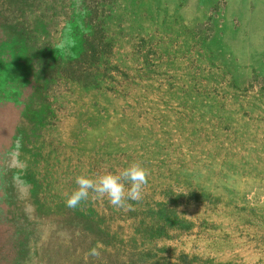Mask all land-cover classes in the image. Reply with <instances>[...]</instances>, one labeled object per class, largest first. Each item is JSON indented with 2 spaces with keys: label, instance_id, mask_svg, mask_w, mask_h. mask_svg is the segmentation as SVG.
Segmentation results:
<instances>
[{
  "label": "rangeland",
  "instance_id": "374dc122",
  "mask_svg": "<svg viewBox=\"0 0 264 264\" xmlns=\"http://www.w3.org/2000/svg\"><path fill=\"white\" fill-rule=\"evenodd\" d=\"M19 30L26 34L30 30L28 44L19 39ZM64 30H95L99 37L103 30L112 34L110 49L105 41L96 47L107 51L109 62L117 66L107 72L111 79L106 77L105 82L120 96L129 91L122 87L125 81L129 88L136 82L152 81L172 86L164 96L167 102L174 101L178 93L175 86H181L191 98L203 94L202 88L210 89L217 101L226 102L222 111L210 114L223 112L222 116L230 117L212 127L219 137L212 136L195 147L201 149L200 155L209 153L220 169L209 189L221 199L231 198L235 205L225 210L220 204L206 208L202 202L188 206L178 202L176 212L193 223L186 233L172 237L138 235L131 240L132 248L125 240L120 249L98 244L83 250L84 245L70 231V218L74 216L44 213L42 202L58 212L73 210L66 200L77 188L76 177L95 179L108 172L104 164H99L100 159L94 162L97 148L102 151L107 141V127L110 132L113 129L112 142L124 146L125 140L116 132L120 127L117 122L91 117L86 106L88 97H83L85 102H76L75 90L53 79V67L40 96L49 97L56 116L46 132L33 136L32 143L25 138L24 143L26 149L33 148L39 154L50 147L51 160L66 157L64 150L70 154L71 149L72 165L80 162L78 172L74 180L66 176L72 175L69 173H60L51 181L44 179L43 188L40 169L27 165L25 161L31 157L24 149L21 165L15 152L8 151L10 144L6 146L0 140V264H144L163 255H168L169 264H179L180 252L192 255L191 264H264V0H0V139L11 127L31 128V122H20L13 116V99L20 98L21 93L29 100L22 90L30 77L37 75L33 71L35 51L64 44ZM160 92L155 97L163 94V90ZM21 101L26 102L23 98ZM102 106L99 101L98 107ZM190 111L195 113L194 109ZM74 119L80 121L75 124ZM186 123L188 129L198 130L192 132L197 136L200 124L192 119ZM43 136L46 139L41 143ZM47 138L56 142L47 144ZM177 145L184 151L179 141ZM213 145L217 150L211 148ZM115 149L119 148L110 150ZM77 152H81L79 157L75 156ZM224 157L248 163L239 170L222 164ZM159 187L157 184L151 192L143 186L144 195L152 194L146 198L152 206L165 198ZM144 195L127 201V207L115 206L111 221L124 222L122 210L145 204ZM104 201L109 202L107 195L90 191L78 208L84 203L100 209ZM104 210L109 212L107 207ZM145 210L147 205L142 207Z\"/></svg>",
  "mask_w": 264,
  "mask_h": 264
},
{
  "label": "trees",
  "instance_id": "16d2710c",
  "mask_svg": "<svg viewBox=\"0 0 264 264\" xmlns=\"http://www.w3.org/2000/svg\"><path fill=\"white\" fill-rule=\"evenodd\" d=\"M19 32H21L19 39L28 44L30 42V30L27 34L23 30H19ZM97 33L98 31L95 30H64V44L55 47L56 49L35 51L36 59L33 71L37 75L30 77V80L23 85L22 90L29 96V100H26L21 93V97L18 98L19 101L17 98L13 99L15 102L14 110L16 111L13 116L20 122H31L32 126L30 129L11 127L7 130V135L1 137L0 140L5 142L1 144H6V146L10 144L8 151L10 153L15 152L13 154L21 165L24 163L21 161V151L24 149L27 156L31 157L30 160L25 161L27 165L31 166L33 170L34 167L40 169V171L37 170L42 176L40 182L43 183V188L46 183L44 179L51 181L55 177H59L60 173L72 174L66 176L74 180L75 173L78 172L77 164L80 162L77 160V164L72 165L73 151L71 149L70 154L64 150L66 157L59 158L57 156L51 160L49 152L52 149L50 147L39 154L40 152H34L33 148L26 149L27 144L24 143L25 138L29 140V143H32L30 139L33 136L39 135L44 130L46 132L48 125L52 124V119L56 116L53 102L48 99V96H40V92L46 86V81L51 76L49 71L54 67L53 79L63 82L64 85L75 90L76 102H85L83 97H88L86 106L90 108L88 113H91L94 120L101 117L105 123L115 121L120 126L116 132H119L118 136L125 140L124 146L112 142L114 132L113 129L110 132V127H107V141L103 146L109 149L103 150V148L101 151L97 148L99 155L94 156V162L99 163L100 159L102 163L99 164H104L108 172L117 169L122 171L133 162L141 164L147 171V183L144 186L153 192L158 184L160 194L165 198L160 202H154V206H152L153 204H149L146 200L147 197L150 199L152 194L144 195L143 192L146 203L136 207L129 206L126 212L122 210V214H124L122 221L124 220V222L121 224L111 221L115 206L109 205L108 201H104L100 209L81 203L82 208L77 206L69 212H58L49 207V204H44L43 201L42 211L48 214L66 213V215H73L74 217L70 218L69 223L71 234L74 233L75 238L84 245L83 250H90L98 244L120 249L125 240H128V244L132 248L131 240L134 241L139 236L143 238L149 235L172 237L186 233L193 223L180 217L179 213L176 212L175 205L178 202H181L183 206L202 202L206 208L217 207L220 204L223 209L229 210V206L235 205L231 198L221 199L209 189L211 183H216V177L220 173V169L216 168V161L211 160L209 153L205 151L200 155L201 149L195 147L200 142L204 143L210 140L212 136L219 137L212 127L218 126L221 121L230 120V117L222 116L223 112L218 116L215 113L216 116L210 114L213 110L218 112L221 109L222 111L226 102L217 101L215 95L210 93L212 90L205 88H202L203 94H195L191 98L189 92H186L187 95L183 93L184 90L181 89V86H175L178 93H176L174 101L167 102L164 96L172 86L154 84L152 81L140 85L136 82L131 88L125 81L122 87L129 89V91L125 90L126 92L120 96L111 91V87L106 86L107 83L105 82L106 77L111 79L107 72L116 70L117 66L109 62L107 51L96 47L98 42L103 43L105 41L108 49H110L112 34H105L103 30L99 37ZM120 73L124 75L123 72ZM137 77L141 76L138 75ZM162 90L163 94L155 97ZM22 98L26 102H22ZM99 101H102V107H98ZM216 103L218 106L215 107ZM192 109L195 110V113L190 111ZM79 115L77 113L76 117L78 118ZM204 116L208 118H204ZM198 118L200 120H197ZM16 119L14 118L15 121ZM75 119L74 123L77 124L80 120ZM191 119L194 120V124H200L201 134L198 132L197 136H193V130H198L196 128L188 129L186 122ZM194 124L192 125L194 126ZM184 132L187 134H183ZM183 135H187L190 139L186 140ZM45 139L43 136L40 140L41 143ZM47 139V144L53 145L56 142L51 138ZM177 141L184 147V151L179 150V145L175 146ZM43 144L42 147L45 146ZM52 147L57 149L56 146ZM114 147L119 149L110 150ZM211 148L217 150L216 145L211 146ZM123 149L124 151L121 152L120 150ZM209 149L210 147L207 148V150ZM229 153L237 157L232 150H229ZM80 154L81 152H77L75 156L79 157ZM260 157L259 155L256 159H260ZM221 163L240 170V168L245 169L248 161L238 160L236 162L224 157ZM89 165L91 166V163ZM168 180L171 181L168 182ZM9 184L12 186V181ZM125 185L126 187L129 186V182L125 181ZM181 187H184L185 190L177 189ZM181 197L183 199L179 200ZM40 202L38 200L36 206H40ZM144 205H147V210L142 211ZM104 207H107L109 212L106 213ZM38 208L37 206L36 209L39 211ZM87 222H90L91 225L87 226ZM133 222L136 224L134 225ZM131 227L133 230H130ZM180 253L179 264H191L192 255L185 252ZM89 255L91 256V254ZM111 256L109 251V259ZM122 263L126 264L127 262ZM169 263L168 255H163L154 256L152 260L146 261L144 264Z\"/></svg>",
  "mask_w": 264,
  "mask_h": 264
},
{
  "label": "clouds",
  "instance_id": "9594fccd",
  "mask_svg": "<svg viewBox=\"0 0 264 264\" xmlns=\"http://www.w3.org/2000/svg\"><path fill=\"white\" fill-rule=\"evenodd\" d=\"M125 181L129 182V186L126 187ZM75 183L77 188L66 200V205L69 208H75L82 200H86L90 191L107 195L113 206L127 207V201L142 198V189L147 183V171L141 164L133 162L119 174L106 172L95 179L87 175H78Z\"/></svg>",
  "mask_w": 264,
  "mask_h": 264
}]
</instances>
